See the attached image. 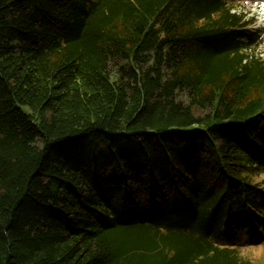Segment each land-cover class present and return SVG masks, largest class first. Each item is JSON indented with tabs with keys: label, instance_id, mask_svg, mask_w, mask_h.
Masks as SVG:
<instances>
[{
	"label": "trees",
	"instance_id": "obj_1",
	"mask_svg": "<svg viewBox=\"0 0 264 264\" xmlns=\"http://www.w3.org/2000/svg\"><path fill=\"white\" fill-rule=\"evenodd\" d=\"M233 0H0V264H252L263 27Z\"/></svg>",
	"mask_w": 264,
	"mask_h": 264
},
{
	"label": "rangeland",
	"instance_id": "obj_2",
	"mask_svg": "<svg viewBox=\"0 0 264 264\" xmlns=\"http://www.w3.org/2000/svg\"><path fill=\"white\" fill-rule=\"evenodd\" d=\"M237 11H244L255 20V27H263L261 42L255 48L256 54L264 57V0H233ZM232 1V2H233ZM243 254L252 260V264H264V238L261 243L243 246Z\"/></svg>",
	"mask_w": 264,
	"mask_h": 264
}]
</instances>
